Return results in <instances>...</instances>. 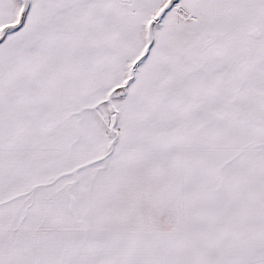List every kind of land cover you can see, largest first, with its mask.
<instances>
[{
	"label": "snow or ice",
	"instance_id": "6c2138e0",
	"mask_svg": "<svg viewBox=\"0 0 264 264\" xmlns=\"http://www.w3.org/2000/svg\"><path fill=\"white\" fill-rule=\"evenodd\" d=\"M0 264H264V0H0Z\"/></svg>",
	"mask_w": 264,
	"mask_h": 264
}]
</instances>
